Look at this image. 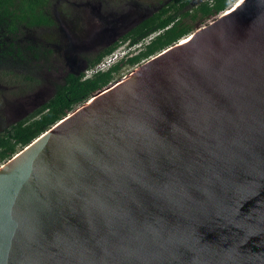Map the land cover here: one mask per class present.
I'll return each instance as SVG.
<instances>
[{"label": "water", "instance_id": "obj_1", "mask_svg": "<svg viewBox=\"0 0 264 264\" xmlns=\"http://www.w3.org/2000/svg\"><path fill=\"white\" fill-rule=\"evenodd\" d=\"M0 264H264V0H238L5 161Z\"/></svg>", "mask_w": 264, "mask_h": 264}, {"label": "rangeland", "instance_id": "obj_2", "mask_svg": "<svg viewBox=\"0 0 264 264\" xmlns=\"http://www.w3.org/2000/svg\"><path fill=\"white\" fill-rule=\"evenodd\" d=\"M167 1L48 0L46 10L53 25L29 26L25 19L19 18L15 21V31L8 32L5 26L0 28V62L3 63L0 65V132L45 102L63 82L67 71L85 70V57H92L119 41ZM215 18L185 20L194 26V32ZM121 46L128 47L126 42L117 48ZM46 48L51 52L45 54ZM136 50L130 47L128 54ZM147 59L134 66H123L115 81Z\"/></svg>", "mask_w": 264, "mask_h": 264}, {"label": "trees", "instance_id": "obj_3", "mask_svg": "<svg viewBox=\"0 0 264 264\" xmlns=\"http://www.w3.org/2000/svg\"><path fill=\"white\" fill-rule=\"evenodd\" d=\"M48 0H0V28L15 31L16 19H25L29 26L53 25L54 21L46 10ZM238 0H168L156 11L142 19L124 34L119 41L106 47L92 57H85V70L95 66L120 43L137 47L107 70L85 76V70L65 73L63 82L56 86L53 94L27 117L9 124L0 132V162H5L24 148L41 133L45 132L62 117L90 99L96 92L115 81L123 66H134L164 48L192 33L194 26L185 19H208L217 17ZM17 5V7H15ZM19 14H14L16 12ZM151 37L148 41L147 38ZM13 46L12 44H10ZM28 48L33 49L32 46ZM51 52L46 48L45 54ZM3 63L0 62V65ZM30 78V76H28Z\"/></svg>", "mask_w": 264, "mask_h": 264}, {"label": "built area", "instance_id": "obj_4", "mask_svg": "<svg viewBox=\"0 0 264 264\" xmlns=\"http://www.w3.org/2000/svg\"><path fill=\"white\" fill-rule=\"evenodd\" d=\"M151 37L147 38L146 41H148ZM141 44H136L133 46L134 48L140 47ZM130 46L126 47L121 46L117 49H115L113 52L110 54L106 55L99 63H97L95 66L86 69L85 70V76L89 77L93 73H96L98 71H104L107 70L109 67H111L113 64H115L117 61L120 59L124 58L125 56L128 55Z\"/></svg>", "mask_w": 264, "mask_h": 264}, {"label": "bare ground", "instance_id": "obj_5", "mask_svg": "<svg viewBox=\"0 0 264 264\" xmlns=\"http://www.w3.org/2000/svg\"><path fill=\"white\" fill-rule=\"evenodd\" d=\"M226 13H229V8H228L227 10L223 11L222 14H226ZM101 91H102V90H101Z\"/></svg>", "mask_w": 264, "mask_h": 264}]
</instances>
